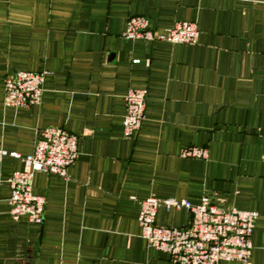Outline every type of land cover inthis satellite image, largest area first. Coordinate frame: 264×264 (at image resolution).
Segmentation results:
<instances>
[{
	"label": "crops",
	"instance_id": "0c3cea01",
	"mask_svg": "<svg viewBox=\"0 0 264 264\" xmlns=\"http://www.w3.org/2000/svg\"><path fill=\"white\" fill-rule=\"evenodd\" d=\"M132 16L158 33L195 23L197 41L126 39ZM17 71H47L38 105H5ZM130 89L147 96L126 138ZM46 127L75 135L78 156L66 177L34 175L41 224L11 217L7 180L24 164L0 160V264H171L140 236L148 197L256 212L251 255L233 264H264V0H0V149L25 157ZM188 217L161 206L156 224Z\"/></svg>",
	"mask_w": 264,
	"mask_h": 264
},
{
	"label": "built area",
	"instance_id": "2783aa9c",
	"mask_svg": "<svg viewBox=\"0 0 264 264\" xmlns=\"http://www.w3.org/2000/svg\"><path fill=\"white\" fill-rule=\"evenodd\" d=\"M198 34L192 22H176L158 33L151 29L147 17L132 16L127 20L123 36L147 42L193 45ZM46 75L47 71H17L6 77L3 81L5 105L16 109L38 105ZM146 96L145 89H130L124 97L123 131L126 138L132 137L143 123ZM77 143V137L64 128L46 127L39 132L33 151L25 157L0 149V160L10 156L20 158L24 164V169L14 171L7 180L10 215L14 220L25 217L32 223L43 222L45 199L33 194V177L36 173L66 177L69 166L78 156ZM207 155L204 147H189L181 152L182 157L191 159H206ZM161 206L167 211L185 209L189 214L186 225L156 224ZM257 218L254 211L217 208L208 197H202L197 205L175 198L148 197L140 202L138 225L147 246L167 253L171 264H233L248 261Z\"/></svg>",
	"mask_w": 264,
	"mask_h": 264
}]
</instances>
